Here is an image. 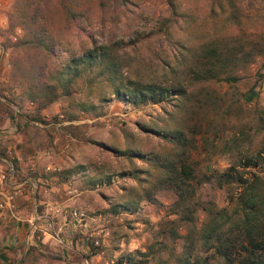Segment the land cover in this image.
<instances>
[{
	"label": "rangeland",
	"instance_id": "obj_1",
	"mask_svg": "<svg viewBox=\"0 0 264 264\" xmlns=\"http://www.w3.org/2000/svg\"><path fill=\"white\" fill-rule=\"evenodd\" d=\"M129 1L117 8L96 0H0V201L2 192L13 193L10 210L20 217L10 216V210L0 205V264H177V256L187 250L191 256L207 255L220 262V255L200 234L205 209L221 207L231 215L234 203L228 191L237 192L240 186L218 184V173L234 164L244 176L253 171L264 180V0H172L183 13L177 20L168 0ZM66 5L80 6L97 23L107 24L113 17L112 34L130 51L125 59L133 76L152 78L175 39L190 47L206 39L245 44L253 56L228 69L235 79L208 81L218 90V102L227 113L201 108L196 100L190 111L183 106L173 109V98L131 104L83 77L74 82L69 95L59 94L37 110V102L26 97L23 50L15 41L31 25L61 34L63 41L77 46L73 38L78 31L65 24ZM162 21L170 39L163 34ZM135 36L138 40L131 46L127 41ZM79 101L94 106L81 111ZM34 113L43 121L32 119ZM63 113L75 118L67 121ZM137 121L150 128L140 129ZM175 127L193 135L183 153L192 176L181 196L163 177L165 160L177 149L165 132ZM126 145L141 154L130 158L109 148ZM257 151L262 152L259 163L243 168V157ZM78 163L85 170L73 171ZM36 164L65 169L63 179L54 177L57 189L50 190L48 183L46 191L57 198L70 183L77 192L74 203H56L76 206L93 217L89 228L61 225V212L48 210L44 200L33 209L28 198L38 183L30 177V165ZM133 168V174L128 172ZM97 175L99 181L89 180ZM123 202L130 204L111 210ZM53 230L59 231L61 241Z\"/></svg>",
	"mask_w": 264,
	"mask_h": 264
},
{
	"label": "trees",
	"instance_id": "obj_2",
	"mask_svg": "<svg viewBox=\"0 0 264 264\" xmlns=\"http://www.w3.org/2000/svg\"><path fill=\"white\" fill-rule=\"evenodd\" d=\"M96 1L102 6L117 8L125 7L130 2ZM168 2L172 18L177 20L176 16H182L183 13L176 9L172 0ZM113 9L116 8H112V11ZM65 12L66 27L75 28L81 33H76L73 38L77 39V46L63 41L61 34H54L44 27L36 30L31 25H27L25 32L15 41V46H21L23 50L21 74L27 86L26 97L30 102H37V110L55 100L59 94L69 95L73 91L74 82L83 77L89 84L95 82L98 86L107 88L114 98L131 104L173 98L170 103L173 109L183 106L185 111H190L194 106L193 100H196L199 107L209 108L216 114L223 115L227 113L226 108L218 102V90L210 87L208 81L235 79V75L228 74V69L244 65L253 56L252 51L242 43L233 46L228 43L215 44L212 39H206L190 47L173 39L177 43L166 49L167 59L157 63L152 71V78L142 77L140 74L133 76L131 65L125 59L130 51L124 49L122 44L125 42L115 39L112 34L113 24H116L113 17L104 24L89 20L80 6L66 5ZM161 23L165 29L167 24L163 21ZM168 33L166 28L163 34L170 39ZM136 40L135 36L127 42L134 46ZM16 66L18 68L19 64ZM93 106L91 102H78V109L81 111H91ZM62 115L67 119L74 116L71 113ZM31 118L43 121L37 113L31 115ZM136 125L145 131L150 128L139 121ZM166 132L177 149L165 160L164 166L167 168L164 169L163 177L177 188L178 195L181 196L192 176V168L185 161L183 153L185 147L192 144L193 135L186 136L180 127L170 128ZM123 133L128 140L131 138L128 132ZM109 148L115 152H124L130 158L141 154L129 145L124 149L117 146ZM261 158V151L244 156L242 167L256 166ZM128 172L133 174L134 168ZM59 173L49 170L45 176ZM249 173L244 176L234 164H229L217 175L218 184L235 183L240 186L237 192L228 191V198L234 203L231 215L227 216L225 209L221 207L212 209L209 206L205 209L207 218L200 234L220 255V262L211 260L207 255L191 256L190 250H185L186 252L177 256V264H264V212L261 213L264 180L253 171ZM65 174L67 173L64 172L63 176ZM93 180L97 182L100 177L97 175L91 179L92 182ZM126 204L130 202L116 203L111 210L117 212V206L124 209L128 207Z\"/></svg>",
	"mask_w": 264,
	"mask_h": 264
},
{
	"label": "crops",
	"instance_id": "obj_3",
	"mask_svg": "<svg viewBox=\"0 0 264 264\" xmlns=\"http://www.w3.org/2000/svg\"><path fill=\"white\" fill-rule=\"evenodd\" d=\"M73 118H75V117L73 116L71 119H67V118L66 119H67V121H71V120H73ZM49 165L50 164H44V165L42 164L41 167H39L37 164L35 166L34 165H30L31 166L30 168H32V170H33V171H30V177L33 178L32 180H34L36 183H38V186L35 185V187H33V194H31L33 196H31V198H28L29 200L31 199V203L30 204H32L33 209H35L34 206H35L36 203H38L39 201H43V200H44V202H46V206L49 205L51 202L56 203L57 200L60 201V202L63 201V202H66V203L67 202L68 203H74V201H75V195L77 193L76 190H75L74 195H72L70 197L68 195V193H66V191H65V184L63 185V188H64V192L65 193L63 191L61 193H58L57 198L54 197L53 196V193H50V191H48V192L47 191H45V192L43 191V186H45L46 187V190H47V186L46 185L48 183H49V189L50 190H52V191L56 190L57 187H55V185H53V183H54V177H56L58 180H61L60 178H62V176L64 174V171H65V169H63L61 172L59 170V172H60L59 174H57V175H51L49 177H46L45 176V173L50 170V169H46V167L49 166ZM77 165H80V163H78ZM79 167L85 168L83 165H80ZM76 169L77 168H75L73 171H75ZM80 169H82V168H80ZM83 174H84V171H83ZM65 176H66V174H65ZM44 179L47 180V182H46L45 185H43L41 183V181H43ZM89 180H91V177H90ZM35 189H37L36 192H35ZM83 189H85V188H83ZM54 195H56V194L54 193ZM40 196H42V197H40ZM82 198H83V196H81V199ZM55 206H57V204H55ZM10 212H11L10 213V216L13 215L15 218L20 219V217L17 216V215H14V213L11 210H10ZM23 212H26V211H23ZM17 213H18V211H17ZM23 218L25 219L26 217H23ZM16 225L17 226L18 225L20 226V222H18L17 220H16ZM23 226H24V224H23ZM18 229H22V228H18ZM43 238H45V237H43ZM68 243L71 244V239H69V242ZM85 262H87V261L85 260Z\"/></svg>",
	"mask_w": 264,
	"mask_h": 264
},
{
	"label": "built area",
	"instance_id": "obj_4",
	"mask_svg": "<svg viewBox=\"0 0 264 264\" xmlns=\"http://www.w3.org/2000/svg\"><path fill=\"white\" fill-rule=\"evenodd\" d=\"M32 164V162H31ZM46 169H50V170H57V167L55 165H49L46 167ZM47 182L46 179H44L43 181H41V183L43 185H45ZM43 191H46V187L43 186ZM65 191L66 193H68V195L71 197L72 195H74L75 193V188L72 187L70 185V183H66L65 184ZM4 199L2 201H0V205L6 206L9 210L11 209V200L13 198V193L10 192H2ZM55 204L57 203H50L49 205H47V209L50 211H57L59 210V212H61V225H64L65 227H69V226H79L81 227V229L86 230L87 228H89L91 226V221L93 220V217H87L84 214V211L76 206H69L68 208H63L62 206L59 207V205L55 206ZM44 216H46V213L44 214ZM46 225L50 228L52 226L53 220L48 219V221H46ZM46 228V227H45ZM58 230H53V236L55 237V239L60 240V237L58 236ZM94 245H97L98 240L94 239L93 241Z\"/></svg>",
	"mask_w": 264,
	"mask_h": 264
}]
</instances>
